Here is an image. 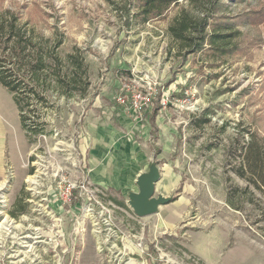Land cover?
I'll return each instance as SVG.
<instances>
[{"label":"rangeland","instance_id":"1","mask_svg":"<svg viewBox=\"0 0 264 264\" xmlns=\"http://www.w3.org/2000/svg\"><path fill=\"white\" fill-rule=\"evenodd\" d=\"M138 5L0 0V12L20 11L37 47L48 38L63 40L61 56L81 48L91 81L86 96L54 86L49 106L37 102L45 125L33 143L0 83V264H191V256L206 264L189 249H206L211 240L222 247L216 264H264V192L244 159L251 141L264 143V0H180L148 22L137 16ZM185 15L195 27L180 38L170 26ZM204 19L210 33H231L228 53L209 44L189 52ZM149 81L159 93L148 114L158 110L160 125L155 115L145 131L134 125L146 111L118 97ZM146 136L153 163L167 164L177 182L171 197L181 214L172 225L137 216L116 202L121 194L90 176L93 150L126 163L133 146L138 159Z\"/></svg>","mask_w":264,"mask_h":264},{"label":"trees","instance_id":"2","mask_svg":"<svg viewBox=\"0 0 264 264\" xmlns=\"http://www.w3.org/2000/svg\"><path fill=\"white\" fill-rule=\"evenodd\" d=\"M179 1L138 0L139 11L136 14L141 18V22L159 19ZM209 26L208 20L204 19L197 27L201 33L197 37L200 41L192 46L190 53L204 49L206 44L214 51L229 52L223 45L230 44L231 33H210ZM227 26L224 23L220 27L228 29ZM193 27L195 25L192 19L185 15L177 20V25H171L170 30L177 37L188 38L184 32ZM44 40L46 42L44 47L39 48L35 45L29 30L22 23L20 11L6 9L0 12V83L12 94L19 111L22 129L31 143L36 141L34 137L44 132L45 121L36 106L37 102L50 105L47 93L51 88L61 87L67 95H71L75 90L86 96L91 85L89 67L81 48L75 46L73 52L61 56L58 48L63 40L58 39L53 44H49L48 38ZM158 112L156 110L153 113V118ZM244 159L247 172L251 173L250 180L264 192V143L251 141L247 145ZM241 175L245 176V173L242 171ZM25 196L21 193L15 201V207L11 211L14 217L18 216L19 213L15 209L18 210ZM176 199L177 197H173L171 202ZM116 202L127 207L123 201ZM24 211L25 209H22L20 212Z\"/></svg>","mask_w":264,"mask_h":264},{"label":"crops","instance_id":"3","mask_svg":"<svg viewBox=\"0 0 264 264\" xmlns=\"http://www.w3.org/2000/svg\"><path fill=\"white\" fill-rule=\"evenodd\" d=\"M148 111L149 110L147 109L145 113L147 114V117H144V119H142L141 121L136 118L137 123L136 125L133 124L135 128L137 126H143L146 131V129L148 128L147 126L151 125V123L154 122V118H152L153 113L149 116ZM125 118L129 120L127 115H125ZM159 121L160 114H156L155 123L157 125H160ZM146 138L147 136L145 137V141H142L141 145L139 146L138 159L135 156V148L133 145H131L133 146L132 149L134 151L128 152V158L126 163L120 157H118L119 160H112L109 157H106L105 154L101 156L99 155L97 150H93V154L91 156L90 176L92 181L96 185H99L104 189H111L121 194V196L123 197L121 201L125 202L127 206H129V194L131 192L139 191V187L137 185L138 176L141 173L149 171L151 165L153 164L152 146L146 141ZM162 140V153L166 154V151L169 148L165 145V140ZM165 165L166 167H160L161 178L156 183V195L171 196V192L177 185V182L174 181L175 179H173L171 175H169L170 169L167 168V164ZM180 214L181 213L177 209V207L173 205L172 202H170L168 204L160 205L157 208L156 212L149 215H145V220L152 221L156 224H160V220H164V223L172 225L175 223V221L171 217H176ZM176 219H178V217ZM212 242L213 241L211 240V246H207L206 249L200 250L191 247L189 250L193 254L197 255L206 264H216L218 261V257L222 253V247H220V245L218 246V244H212ZM212 251H214V253ZM213 255H215V257ZM213 258L215 259V261H213Z\"/></svg>","mask_w":264,"mask_h":264},{"label":"water","instance_id":"4","mask_svg":"<svg viewBox=\"0 0 264 264\" xmlns=\"http://www.w3.org/2000/svg\"><path fill=\"white\" fill-rule=\"evenodd\" d=\"M161 178L160 168L154 163L150 170L137 178L139 191L129 194L128 204L137 216H145L157 211L160 205L171 202V196L156 195V183Z\"/></svg>","mask_w":264,"mask_h":264},{"label":"built area","instance_id":"5","mask_svg":"<svg viewBox=\"0 0 264 264\" xmlns=\"http://www.w3.org/2000/svg\"><path fill=\"white\" fill-rule=\"evenodd\" d=\"M129 91V89H128ZM159 93L158 83L150 82L148 87L135 88L131 91V96L127 97L124 94L119 95L118 101L126 106H129L134 112L142 114L153 105L154 97ZM162 107L167 106V98L163 95L160 99ZM191 264H201L200 260L191 256Z\"/></svg>","mask_w":264,"mask_h":264}]
</instances>
